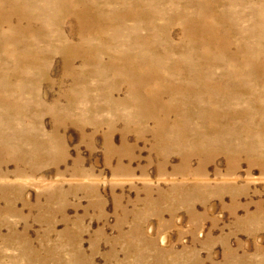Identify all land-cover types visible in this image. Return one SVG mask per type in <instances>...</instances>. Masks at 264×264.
<instances>
[{"label":"rangeland","instance_id":"374dc122","mask_svg":"<svg viewBox=\"0 0 264 264\" xmlns=\"http://www.w3.org/2000/svg\"><path fill=\"white\" fill-rule=\"evenodd\" d=\"M0 264H264V0H0Z\"/></svg>","mask_w":264,"mask_h":264}]
</instances>
